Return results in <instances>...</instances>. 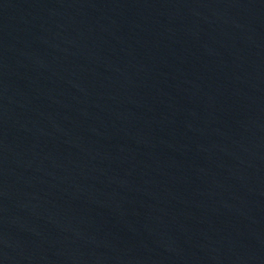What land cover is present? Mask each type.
<instances>
[{"label":"water","instance_id":"water-1","mask_svg":"<svg viewBox=\"0 0 264 264\" xmlns=\"http://www.w3.org/2000/svg\"><path fill=\"white\" fill-rule=\"evenodd\" d=\"M0 264H264V0H0Z\"/></svg>","mask_w":264,"mask_h":264}]
</instances>
